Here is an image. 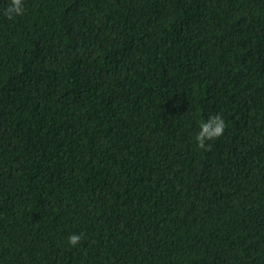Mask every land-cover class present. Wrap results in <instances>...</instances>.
Wrapping results in <instances>:
<instances>
[{
    "label": "trees",
    "instance_id": "1",
    "mask_svg": "<svg viewBox=\"0 0 264 264\" xmlns=\"http://www.w3.org/2000/svg\"><path fill=\"white\" fill-rule=\"evenodd\" d=\"M7 4L0 264H264V0Z\"/></svg>",
    "mask_w": 264,
    "mask_h": 264
},
{
    "label": "clouds",
    "instance_id": "2",
    "mask_svg": "<svg viewBox=\"0 0 264 264\" xmlns=\"http://www.w3.org/2000/svg\"><path fill=\"white\" fill-rule=\"evenodd\" d=\"M24 0H8L4 15L9 19H15L24 14ZM226 128L223 115L219 112L208 113L200 120L199 130L195 133V140L198 146L203 147L207 141L220 137ZM83 233L73 232L68 236V243L76 246L81 242Z\"/></svg>",
    "mask_w": 264,
    "mask_h": 264
}]
</instances>
